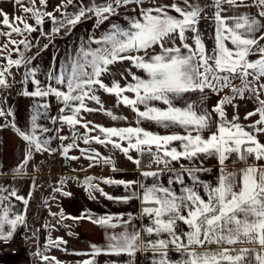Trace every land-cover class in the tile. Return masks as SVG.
<instances>
[{
    "label": "snow or ice",
    "instance_id": "obj_1",
    "mask_svg": "<svg viewBox=\"0 0 264 264\" xmlns=\"http://www.w3.org/2000/svg\"><path fill=\"white\" fill-rule=\"evenodd\" d=\"M14 2L31 15L35 24H29L21 16L10 18L0 9V24L9 29L0 31V36L8 37L7 43L0 46V56L8 44L14 46L4 57L6 64L0 65V89L11 87L8 77L12 76L13 66L23 67L24 82L31 80L35 85L34 91L25 90L23 95L53 96L62 107L57 116L49 117L50 104L37 105L26 130L11 121V127L26 143V150L23 160L14 167L6 171L0 165V177L8 172L14 174L13 178L22 174L36 153L57 152L51 147L56 139L61 142L71 139V143H61L59 152L76 160L79 157L69 156V152L79 147L77 141L82 139L85 145L92 142L111 145L134 163L142 178H104L105 184L123 187L125 194L119 196L110 195L94 184L93 177L85 179V191L91 199H95L93 192L118 203L127 204L135 199L140 202V209L135 214L94 216L86 211L79 217H68L87 219L112 229L106 232V244L103 247L92 244L87 254L91 258L81 264H96L95 257L101 254L127 255V264H135L134 258L141 251L151 253L150 264H264V142L260 139L264 136V0H252V5H247L245 0H205L203 5L199 0L170 3L154 0L149 7L143 6L144 0H88L87 3L61 0L53 11L36 8V0H30L31 7H25L23 0ZM40 3L46 7L47 0ZM132 4L137 7L128 8ZM225 4L233 11L232 15L223 14ZM69 6L72 11L67 10ZM250 6L257 7L255 15L237 12ZM121 8L125 11L121 12ZM209 8L214 25L211 49L200 30L201 21L209 20ZM45 17L51 21L48 32L42 31ZM93 18V31L79 36L63 56L51 57L46 82L42 83L37 78L39 66L33 67L32 61L48 49L62 30L69 36L77 25ZM103 25L106 27L102 28ZM38 28L49 43L43 44L34 55H26L34 47L30 36ZM13 34L23 38L12 39ZM189 39L192 44L188 43ZM12 51L18 58H12ZM253 55L257 58L250 59ZM125 62L131 66L118 73L111 71L115 64ZM132 68L144 75H138ZM105 75L110 77L107 84ZM117 75L125 81L123 85L116 79ZM235 80L240 81L239 86L234 84ZM225 89H230V94L221 95ZM99 90L115 95L117 107L122 104L129 108L135 126L105 127L92 121L82 122V112H102L114 121L128 119L105 109L97 94ZM211 94L219 98L209 106L207 100ZM245 96L257 105L244 117L245 120L258 117L250 124L241 123L236 111L237 98ZM88 102L98 107H89ZM6 103V97L0 100V117L8 120L14 113L10 107H4ZM226 106L234 110L231 118ZM41 109L45 119L72 129L71 137L59 135L61 129L38 123ZM146 123L166 130V134L144 127ZM77 125L85 129L83 135H77ZM53 131L57 135H51ZM93 131L98 134L90 135ZM80 151L94 164L104 163L113 172L118 171L111 157H102L91 149ZM132 152L138 155L133 157ZM209 158L217 162L216 174L214 179H202L201 173L213 172V168L205 166ZM229 160L233 165L231 170ZM237 163L244 167L236 168ZM152 165L157 166L155 170ZM165 173L166 183L162 180ZM54 191L62 192V188ZM63 195L72 194L63 192ZM13 198L22 201L23 213L14 210ZM28 203L14 187L0 182V240H11L18 227L27 226ZM65 218L61 209L58 222ZM137 220L141 222L139 227ZM118 227L121 230L117 232ZM66 243L62 238L53 241L49 237L51 246ZM35 255L44 264L50 259L60 264L55 257L39 251Z\"/></svg>",
    "mask_w": 264,
    "mask_h": 264
},
{
    "label": "crops",
    "instance_id": "obj_2",
    "mask_svg": "<svg viewBox=\"0 0 264 264\" xmlns=\"http://www.w3.org/2000/svg\"><path fill=\"white\" fill-rule=\"evenodd\" d=\"M88 0H85L87 3ZM154 0H144V7H149L153 4ZM157 3H170L171 0H156ZM201 5L205 3V0H199ZM61 0H47L46 7L41 5L40 0H36L35 7L42 9L44 11H53L56 5L60 4ZM66 3V0H65ZM247 5H252V0H245ZM23 5L25 7H31L32 4L30 0H23ZM135 4L129 5L128 8H136ZM225 15H232L233 11L229 8L227 4L223 5ZM0 9H3L11 17L21 16L29 24H35L34 19L30 14L23 12L22 7L14 2V0H0ZM72 11L71 6L67 9ZM121 12L125 9L121 8ZM258 9L256 6L241 7L237 10L238 13H250L255 15ZM57 16L60 13H55ZM175 14V13H172ZM207 14L209 20H202L200 23V30L205 38V44L209 49L214 44V25L211 23L212 9H207ZM2 19V17H0ZM115 19V18H113ZM95 19L87 20L84 23L77 25L72 34L69 36L64 35L62 30L59 35L53 38V43L49 44L48 49L42 51L35 60L32 61V66H39V71L37 73V78L41 80L42 83L46 82V71L48 70L49 64L51 62V57L56 55L58 58L63 56L64 53L69 49V46H74L77 42V38L82 35H86L90 31H93V24ZM22 27V25H20ZM102 28L106 25L101 26ZM51 29V21L45 17L44 24L42 26V31L48 32ZM0 31L7 32L9 29L0 24ZM41 29L38 28L36 32H33L30 36V40L34 47L26 52V55H34L37 49L42 47L43 44H48L49 39L41 36ZM27 35V34H26ZM191 35V34H189ZM15 40H20L23 37L13 34L11 37ZM8 37L0 36V46L7 43ZM177 44L180 41L177 39ZM189 44H192V40L189 39ZM54 45V46H53ZM231 46V45H229ZM14 46L8 44V49L4 51L3 55L0 56V65L6 64V57L8 51L13 50ZM23 50V46H20ZM12 58H18L17 53L12 51ZM255 55L250 56V59H256ZM131 65L127 62L121 64L117 63L111 67L112 72H120L124 69L130 67ZM10 71L12 76L8 77V83L11 87L6 89H0V100L7 98V103L4 107L7 109L10 107L13 110L14 115L8 120L0 117V125H7L6 127H0V165H2L4 170H8L14 167L18 162L23 160V153L26 150V143L19 137L15 129L11 127V121L14 120L18 127L21 129H28L31 125V116L35 113L37 105L47 102L50 104V108L47 110V115L49 117L57 116L59 114V109L62 107L61 103L53 96L47 98L39 97H29L24 96L23 92L25 90L34 91L35 85L32 84L31 80L24 82L23 73L25 69L23 67L17 68L13 66ZM133 72L138 75H144L139 70L132 68ZM127 76V72L124 73ZM104 82L107 84L110 82V77L105 75L103 77ZM116 79L120 81L121 85L124 84V80L121 79L119 75ZM131 80V77H128ZM234 84L239 86L240 81L235 80ZM105 109H111L114 114L127 117V120L114 121L102 112L87 113L82 112L83 117L82 122L92 121L93 124H99L105 127H126L131 124L135 126V117L132 111L125 107L124 105L116 106V97L113 94H108L103 90H99L97 93ZM230 94V89H225L221 95ZM219 97L215 94H211L208 97L207 104L209 106L215 104ZM264 98V97H262ZM159 103V102H157ZM236 103L238 108L236 111L239 114L240 122L243 124H250L258 117H252L249 120H245L244 117L248 111H252L257 107L256 103L252 100L237 98ZM89 107H98L94 102H88ZM163 106V105H161ZM226 111L229 114V118L233 114V108L231 106H226ZM44 110L41 109V118L38 123L52 128L61 129L59 135L69 136L72 133L67 125H61L59 123L53 124L50 119H45L43 116ZM144 127L149 128L152 131L160 132L161 134H166V130L156 127L151 124H144ZM91 128L92 125L90 124ZM77 135H83L85 129L80 125L76 126ZM98 132H91L90 135H97ZM47 135V134H46ZM51 135L55 136L57 133L53 131ZM261 141L264 142V136L260 137ZM71 139L61 142L56 139L53 140L51 147L57 149L55 153L40 152L34 154L33 158L29 161L26 169L22 174L15 175L8 172L7 175L0 177V182H2L6 187L11 185L14 187L19 195L24 196L29 200L27 205V226H20L18 230L23 231L27 237V245L23 252L17 255H8L1 251L0 249V264H44L39 256L35 255L37 251L44 255L55 257L56 260L60 261V264H81L85 259L91 258L88 253L91 252V245L96 244L103 247L106 244V232H111L112 229H106L102 226L96 225L95 223L84 219V220H74L68 217H79L81 214L91 212L94 216H100L104 214H119L124 213L125 215L129 212L137 213L140 209V202L138 200H131L127 204L118 203L114 201L107 200L100 192H93L92 195L95 199L89 197V193L85 191L84 181L87 177H93V183L99 184L105 192L110 195L119 196L125 194V190L122 186L108 185L103 183L104 178H116L125 180H141L139 175V170L136 168L134 163L127 160L125 155L118 150L112 148L111 145H101L92 142L89 145H85L83 140H78L77 144L79 147L73 148L69 152V156L79 157L76 160H71L64 157L59 152L61 143L68 144L71 143ZM80 149H91L98 151L102 157H111L116 162V167L118 171L113 172L111 166L109 168L101 167V163L94 164L87 158V155L81 154ZM133 157L138 154L135 152L131 153ZM147 159L145 158L144 163ZM252 162V161H251ZM249 162V163H251ZM216 160L214 158H209L205 161L206 167L213 168L212 173H201L202 179H214L216 174ZM229 169L233 168L231 160L228 162ZM93 164L92 167H89ZM173 166L179 167L178 164ZM236 168L244 167V164L237 163ZM155 170V169H153ZM167 173L162 177V180L166 183ZM149 180L151 178H148ZM64 181L61 184V181ZM56 188H62V192L54 191ZM63 192H70L72 195L64 196ZM30 194V195H29ZM12 204L14 205V210L19 213L25 211V206L22 201L12 199ZM63 209L64 216L66 217L62 222L59 221V214ZM52 213L57 214L53 216ZM140 221H136L137 227L140 225ZM144 223H147L145 220ZM181 227H184L181 225ZM118 227L115 231H120ZM49 237L53 241L57 238H62L66 241V244H60L58 247L49 245ZM173 257L176 254L173 253ZM135 259V264H150L151 253L138 252ZM96 264H127L129 257L127 255L114 256L101 254L95 257ZM48 264H55V261L49 260Z\"/></svg>",
    "mask_w": 264,
    "mask_h": 264
},
{
    "label": "built area",
    "instance_id": "obj_3",
    "mask_svg": "<svg viewBox=\"0 0 264 264\" xmlns=\"http://www.w3.org/2000/svg\"><path fill=\"white\" fill-rule=\"evenodd\" d=\"M71 135L72 133H70V137ZM249 162H251V160H249ZM147 163L148 161H146L145 164ZM101 167L109 168L110 165L101 163ZM156 167H157L156 165H152V169H156ZM27 240H28L27 235L23 231L18 230L17 232H15L14 237L11 240H0V249L5 254L17 255L25 250L27 245Z\"/></svg>",
    "mask_w": 264,
    "mask_h": 264
}]
</instances>
